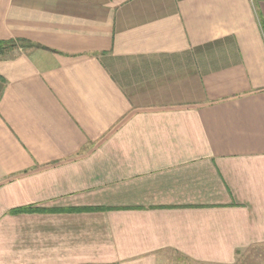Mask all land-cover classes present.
Instances as JSON below:
<instances>
[{
	"label": "crops",
	"instance_id": "1",
	"mask_svg": "<svg viewBox=\"0 0 264 264\" xmlns=\"http://www.w3.org/2000/svg\"><path fill=\"white\" fill-rule=\"evenodd\" d=\"M0 264H264V0H0Z\"/></svg>",
	"mask_w": 264,
	"mask_h": 264
},
{
	"label": "trees",
	"instance_id": "2",
	"mask_svg": "<svg viewBox=\"0 0 264 264\" xmlns=\"http://www.w3.org/2000/svg\"><path fill=\"white\" fill-rule=\"evenodd\" d=\"M19 44L25 46L30 43L29 42L27 43L23 40H8V41L0 40V55H4L9 48L12 49Z\"/></svg>",
	"mask_w": 264,
	"mask_h": 264
},
{
	"label": "rangeland",
	"instance_id": "3",
	"mask_svg": "<svg viewBox=\"0 0 264 264\" xmlns=\"http://www.w3.org/2000/svg\"><path fill=\"white\" fill-rule=\"evenodd\" d=\"M260 247H261L260 249L264 252V246H260Z\"/></svg>",
	"mask_w": 264,
	"mask_h": 264
},
{
	"label": "built area",
	"instance_id": "4",
	"mask_svg": "<svg viewBox=\"0 0 264 264\" xmlns=\"http://www.w3.org/2000/svg\"><path fill=\"white\" fill-rule=\"evenodd\" d=\"M250 1H251V3H254L255 0H250Z\"/></svg>",
	"mask_w": 264,
	"mask_h": 264
}]
</instances>
